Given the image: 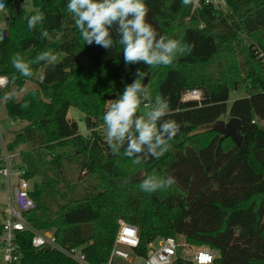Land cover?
<instances>
[{
	"label": "trees",
	"instance_id": "16d2710c",
	"mask_svg": "<svg viewBox=\"0 0 264 264\" xmlns=\"http://www.w3.org/2000/svg\"><path fill=\"white\" fill-rule=\"evenodd\" d=\"M225 1L218 8L204 0L188 6L181 0H145L147 21L159 35L194 46L172 65L148 69L143 63L126 65L119 43L108 50L85 45L68 0H31L34 10L27 15L23 7L18 15L14 0H7L10 22L0 43V75L8 84L0 99L15 93V99L4 100L8 118L26 122L7 148L13 152L29 144L20 163L28 178H38L30 191L36 207L26 213L35 228L52 230L63 246L83 245L91 264L108 262L118 219L137 227L140 256L160 238L183 236L216 250L213 264H264V0ZM37 11L45 15L43 25L29 30L28 18ZM113 37L118 39L114 31ZM44 51L54 52L57 64H33L31 77L11 63L16 53L27 61ZM238 54L248 66L246 77ZM138 68L147 71L145 87L152 97L168 98L165 119L175 120L180 132L159 160L133 165L123 149L111 153L101 125L107 101L122 94ZM27 82L36 87L18 99ZM243 85L248 94L229 107L230 93ZM192 89L202 90L200 102L182 100ZM71 107L84 115L86 132L69 117ZM231 117L242 122L241 146L216 131L190 136L204 124ZM1 157L0 144V167ZM66 160L92 180L81 194L67 182ZM142 169L173 176L176 183L145 193L139 188ZM31 236L25 232L18 240L25 264H76L58 251L33 248Z\"/></svg>",
	"mask_w": 264,
	"mask_h": 264
},
{
	"label": "clouds",
	"instance_id": "9594fccd",
	"mask_svg": "<svg viewBox=\"0 0 264 264\" xmlns=\"http://www.w3.org/2000/svg\"><path fill=\"white\" fill-rule=\"evenodd\" d=\"M181 2L188 6L193 0ZM66 7L85 45L95 44L108 50L119 43L126 65L143 63L148 69L170 66L178 57L190 54L194 47L183 42V38L159 35L147 21L149 8L145 0H68ZM8 15L7 0H0V43L7 37ZM44 20L43 12H35L28 18L29 30L42 26ZM113 31L118 39H114ZM47 36L48 32L42 30L41 37ZM41 62L54 68L57 55L44 51L26 61L16 53L11 61L13 67L25 77H31V66ZM134 76L135 79L125 85L122 94L107 101L101 127L113 155H119L123 149L124 156L131 159L133 165H142L150 158L159 160L170 151V142L180 132V126L175 120L165 119L170 113L168 98L161 94L153 98L150 90L144 86L147 71L138 68ZM10 99H15V93L5 94L4 100ZM142 103L145 107L148 104L152 106L144 115H138ZM22 107L27 108L28 104ZM175 183L173 176L164 177L145 171L139 188L152 194L168 190Z\"/></svg>",
	"mask_w": 264,
	"mask_h": 264
},
{
	"label": "built area",
	"instance_id": "2783aa9c",
	"mask_svg": "<svg viewBox=\"0 0 264 264\" xmlns=\"http://www.w3.org/2000/svg\"><path fill=\"white\" fill-rule=\"evenodd\" d=\"M199 1L195 0V4H198ZM204 1L212 3L218 8H223L226 5L225 0ZM7 84V76L0 75V89L6 87ZM202 97V90L192 89L183 93L182 100L200 102ZM260 124L263 125L264 121H260ZM0 144L3 161V165L0 167V193L5 195V203L0 208V263L25 264L18 240L20 234L29 232L32 234L31 245L33 248L58 251L76 264H91L83 245L63 246L58 242L52 230L37 229L27 219L26 213L36 207V202L30 195L33 179L27 177L25 166L18 161V154L8 150L1 132ZM118 225V231L106 264H112L114 258L128 263L136 261L137 264H172L177 260L192 264H213L217 256L216 250L207 246L192 245L183 236L181 240L178 237L160 238L157 240V247L154 246L155 242L150 243L147 255L140 256L135 251L140 244L137 227L123 219H118Z\"/></svg>",
	"mask_w": 264,
	"mask_h": 264
},
{
	"label": "rangeland",
	"instance_id": "374dc122",
	"mask_svg": "<svg viewBox=\"0 0 264 264\" xmlns=\"http://www.w3.org/2000/svg\"><path fill=\"white\" fill-rule=\"evenodd\" d=\"M21 7H23L26 15L34 10L31 0H23L21 2L20 9ZM7 20H8V25H9L10 14L7 17ZM238 62H239V66H240L243 77H246V75L248 74V66L243 56L240 54H238ZM35 87H36V84L34 82H27L21 90L17 91V98L20 99L24 93H26L27 91ZM247 94H248V89L244 85L241 86L239 89L232 91L230 93V98L227 102L228 106L230 107L236 99L244 97ZM151 106L152 105H148V107H145V104L142 103L140 108L138 109L137 114L144 115L150 109ZM69 117L74 118L78 122L79 129L81 132L87 131V126H86V122L84 119V115L81 112H79L76 108L74 107L70 108ZM25 124L26 122L11 121L8 118L6 108L4 105V100L0 99V132L3 136L4 143L7 144L10 141H12L16 132H18L23 126H25ZM28 149H29V144H22L16 148L14 152L18 154L19 162H22L20 153L23 150H28ZM64 167H65L67 182H69V184H71L72 186H75L74 192L76 195L81 194L87 187H89L90 182H92V180H90V177L86 176V174L83 171H80L79 167L75 163H69L66 160L64 162ZM140 172L144 174L145 170L142 169ZM36 181H38V178H35L34 180H32V184H34V182ZM4 203H5V195L3 193H0V208L4 205ZM178 239L181 240L182 236H178ZM157 245H158V242L155 241L154 246L157 247ZM112 264H137V262L135 261L133 263H128L119 258H114L112 261Z\"/></svg>",
	"mask_w": 264,
	"mask_h": 264
},
{
	"label": "water",
	"instance_id": "95a60500",
	"mask_svg": "<svg viewBox=\"0 0 264 264\" xmlns=\"http://www.w3.org/2000/svg\"><path fill=\"white\" fill-rule=\"evenodd\" d=\"M14 5L16 8L17 14L19 15L20 10H21L20 9L21 0H14ZM147 81H148V76L145 79V81H143L144 86L146 85ZM114 97H115L114 94L109 95V98H114ZM241 127H242L241 120L236 117H231L229 119H221L213 123L204 124L196 128L195 130H193L190 133V136L203 134V133L210 132V131H216L226 137H230L237 144V146H241L242 141H243Z\"/></svg>",
	"mask_w": 264,
	"mask_h": 264
}]
</instances>
